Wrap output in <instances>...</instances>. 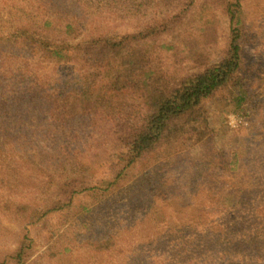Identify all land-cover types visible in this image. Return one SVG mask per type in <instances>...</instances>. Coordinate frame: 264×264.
Instances as JSON below:
<instances>
[{
  "label": "rangeland",
  "instance_id": "rangeland-1",
  "mask_svg": "<svg viewBox=\"0 0 264 264\" xmlns=\"http://www.w3.org/2000/svg\"><path fill=\"white\" fill-rule=\"evenodd\" d=\"M156 1L140 18L113 17L110 25L131 32L146 19L165 21L156 41L172 44V50L160 52L165 65L180 75L198 69L195 62L227 53L230 0L221 5L194 0L188 8L180 1H172L171 8L164 7L165 0ZM6 4L0 0V28ZM241 4L243 74L250 81L251 101L238 109L228 93L218 90L204 102L209 129L202 139H170L151 155V165L166 164L168 201L155 198L146 204L127 189L96 193L108 174L97 163L115 146L113 123L106 115L90 114L73 121L70 132L66 124L69 135L59 137L65 133L53 128L37 95L36 86L49 70L29 55L19 59L7 47L0 50V264H15L11 253L21 242L31 245L29 264L264 262V0ZM138 43L148 46L151 40ZM210 153L218 163L207 168ZM220 156L232 161V170L221 167ZM83 169L91 188L74 194L72 205L53 207L56 181ZM55 239L61 249L46 251ZM66 245L70 251L58 254Z\"/></svg>",
  "mask_w": 264,
  "mask_h": 264
},
{
  "label": "trees",
  "instance_id": "trees-1",
  "mask_svg": "<svg viewBox=\"0 0 264 264\" xmlns=\"http://www.w3.org/2000/svg\"><path fill=\"white\" fill-rule=\"evenodd\" d=\"M5 1L7 15L3 16L5 25L0 28V50L7 47L19 59L29 55L49 70L36 86L37 95L47 106L53 128L65 133L59 137L64 139L73 121L90 114L106 115L113 123L115 146L104 161L97 163L106 166L108 172L102 173L95 189L98 194L127 189L133 195L140 194V202L146 204L155 198L168 201L171 193L165 189L166 164L151 165V155L170 139H202L204 130L209 129L204 102L218 90L228 93L238 109H244L251 101L250 81L243 74L246 16L241 0L227 3L231 29L227 53L208 63L195 62L198 69L182 75L172 72L163 62L160 50H172V44L156 41L166 29L165 21L146 19V23L140 22L141 29L137 27L131 32L110 25L113 17L140 18V14H145L143 10L153 7L156 0H134L131 11L126 12L130 0ZM172 1H180L183 8L194 5V0H165L164 7L171 8ZM221 1L227 0L217 2L221 5ZM30 6L33 9L24 11ZM148 37V46L138 43ZM10 91L11 86L7 93ZM1 130L0 125V135ZM220 161L224 170L233 169L232 161L223 156ZM216 163L217 157L210 153L207 168ZM95 167L94 172L88 173L89 179L96 172ZM41 171L46 174L48 170L42 167ZM83 171L56 181L57 199L53 207L70 206L74 194L87 186L91 188ZM85 209L87 206L82 207ZM186 213L189 215V208ZM30 247L21 242L11 253L13 262L29 264ZM46 249L60 250L59 239ZM63 250L58 254L70 248L66 245Z\"/></svg>",
  "mask_w": 264,
  "mask_h": 264
}]
</instances>
